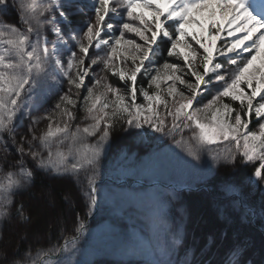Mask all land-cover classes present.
Masks as SVG:
<instances>
[{
    "label": "snow or ice",
    "instance_id": "obj_1",
    "mask_svg": "<svg viewBox=\"0 0 264 264\" xmlns=\"http://www.w3.org/2000/svg\"><path fill=\"white\" fill-rule=\"evenodd\" d=\"M9 10L15 23L4 19ZM77 14L85 19L74 28ZM162 44L183 63H158ZM92 48L102 54L90 55ZM101 65L104 74L97 76L93 69ZM108 73L124 87L110 83ZM138 75L149 78L147 87H137ZM212 88L215 94L202 103ZM50 93L58 94L55 104L34 116ZM76 109L86 123L73 128ZM26 116L27 132L17 138V121ZM117 124L168 136L197 163L207 145L217 144L208 152L213 163L251 164L249 183L264 191V0H0V246L13 208L20 223L30 220L15 197L33 186L37 169L78 181L83 173L91 213L101 156ZM13 152L17 158L9 164ZM85 227L78 215L74 235L35 257L14 250L10 258L0 247V264H41L53 256L61 264L60 256L75 255Z\"/></svg>",
    "mask_w": 264,
    "mask_h": 264
},
{
    "label": "rangeland",
    "instance_id": "obj_2",
    "mask_svg": "<svg viewBox=\"0 0 264 264\" xmlns=\"http://www.w3.org/2000/svg\"><path fill=\"white\" fill-rule=\"evenodd\" d=\"M81 2L88 4L91 0H81ZM3 16L11 23L17 20L16 13L11 10ZM72 19V26L75 28L85 17L77 14ZM127 36L133 38L134 34ZM54 38L51 35L49 37V39ZM137 41L139 42L138 38ZM161 48L163 55L160 56L158 63L163 64L166 60L167 46L162 44ZM99 54H102V51L90 49V55ZM101 69L102 65L94 67L93 72L97 76L103 75ZM107 75L109 82L114 86L124 87L118 76L114 77L111 73ZM148 79L138 75L137 87H147ZM180 87L187 95V90L183 86ZM66 90L65 82V87L61 91ZM214 94L215 88L210 89L202 103H206ZM57 99L58 94H48L45 99L38 101L40 107L33 111V115H43ZM225 102L229 101L226 99ZM137 103H144L142 96L137 97ZM75 111L77 115L73 128L76 124L83 126L86 123L83 119L84 112L79 109ZM160 111L163 112L162 107ZM28 124L27 116L17 121V138L27 132ZM46 125V120L37 125V133ZM252 126L254 125H250ZM115 128L119 130L111 133L101 156L99 173L96 177L97 202L91 213L88 212V200L84 195L86 180L83 173L78 181L68 175L57 176L40 170L45 178L65 179L70 183L82 213L88 216L85 230L77 241L75 255L69 253L60 256L61 264H78L79 261L81 264H88L89 261L93 264H150L152 260L169 258L177 264H184L185 261L187 264H200V261L205 264L208 255L211 254L210 250L204 246L200 248L199 238L189 243V204L186 194L189 191H201L214 200L212 191H218L219 196L216 198L221 201L231 199L228 205L234 209L238 204L245 214L250 208L241 205L242 197L238 193L247 187L253 166L238 165L233 168L229 165L214 164L208 152L216 151L217 144L207 145L202 153V163H197L177 147L170 137L155 133L147 126L143 130L134 128L122 130L118 124ZM189 134L187 131L184 133L185 136ZM2 155L0 153V156ZM16 158L13 152L8 163H13ZM28 163L29 166H33L30 160ZM6 169L7 166H4V170ZM225 170L228 171L223 176ZM237 174L242 175L240 181L237 179ZM207 183L210 185L208 186ZM221 206L227 208L225 202L217 204L215 207L218 215L229 223L230 220L222 213ZM249 215L251 218L254 216ZM177 235L179 239L174 243ZM68 247H72L71 242ZM169 248H172L170 257L164 254ZM235 255L236 253L232 252L224 259L229 262ZM48 259L53 261L49 264H55L57 256L45 257L41 264H47Z\"/></svg>",
    "mask_w": 264,
    "mask_h": 264
},
{
    "label": "trees",
    "instance_id": "obj_3",
    "mask_svg": "<svg viewBox=\"0 0 264 264\" xmlns=\"http://www.w3.org/2000/svg\"><path fill=\"white\" fill-rule=\"evenodd\" d=\"M165 58L169 63H183L177 57H168L167 52ZM118 130L119 128H114L112 132ZM227 171H223L222 175H226ZM237 175V179L242 176ZM244 189L238 193L242 197L241 205L254 209L252 218L248 211L243 214L238 204L234 209L228 205L231 199L221 201L216 198L219 193L213 189L214 200L201 191H189L186 194L189 204V243L199 238L200 248L204 246L210 250L211 254L205 264H229L235 259H239L240 264H264V214L261 212L264 206V192H261L255 180L248 183ZM15 200L17 203H23L24 212L30 216V220L20 223L13 208L11 221L4 223L3 245L0 247H6L10 258L14 250H19L21 254L30 251L35 257L39 252L46 251L48 246L63 243L65 236L71 237L75 234L74 227L78 215L84 221L88 219V216L82 213L71 184L65 179L45 178L40 170H36L33 186L22 191ZM220 202L227 205V208L221 206V209L230 220L229 223L218 215L215 206L220 205ZM237 246L239 253L229 262L225 260V256L231 255ZM43 259L44 257L41 261ZM51 262L53 261L48 259L47 264ZM200 264H203L202 261Z\"/></svg>",
    "mask_w": 264,
    "mask_h": 264
},
{
    "label": "bare ground",
    "instance_id": "obj_4",
    "mask_svg": "<svg viewBox=\"0 0 264 264\" xmlns=\"http://www.w3.org/2000/svg\"><path fill=\"white\" fill-rule=\"evenodd\" d=\"M190 232V231H189Z\"/></svg>",
    "mask_w": 264,
    "mask_h": 264
}]
</instances>
